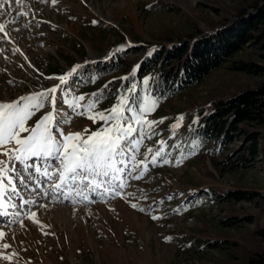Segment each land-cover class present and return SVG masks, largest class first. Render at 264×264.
<instances>
[{
	"label": "rangeland",
	"instance_id": "374dc122",
	"mask_svg": "<svg viewBox=\"0 0 264 264\" xmlns=\"http://www.w3.org/2000/svg\"><path fill=\"white\" fill-rule=\"evenodd\" d=\"M250 2L24 0L18 6L10 0L11 7L0 9L4 13L0 23L16 19L5 29L7 37L0 32V103L50 89L60 82L49 77L66 75L80 66L58 88L56 97L57 108L69 120L62 130L86 137L103 123L89 117L118 103L117 78L122 81L132 74L158 45L228 23L238 9H251ZM17 12L27 14L17 16ZM250 44L231 58L264 60L263 51ZM111 59L119 60L117 67L110 65ZM229 64L228 58L199 82L168 97L140 90L138 103L156 101L145 119L157 123L135 152L136 162L143 160L147 168L141 164L137 172L126 169L121 174L127 186L119 190L120 196L95 195L87 188L78 195L65 188L63 197L58 193L53 199L58 161L37 157L27 161L42 166L41 172L29 170L27 187L17 181L19 195H13V201L20 203L22 196L34 203L20 214L26 227L10 223L17 220L12 214L0 219V230L6 234L0 239V252L17 253L10 261L0 258V264H248L252 254L264 249V158L261 154L247 157L251 140L243 131L236 130L230 141L217 147L210 140L203 143L192 125L198 106L264 81V75L235 70ZM64 101H75L77 107L69 108ZM94 101L98 103L89 110ZM50 110L45 102L28 126ZM125 115L131 119V114ZM259 128L258 146L264 143V123ZM0 160L7 158L0 155ZM49 163L51 180L43 175ZM140 170L145 174L134 179ZM68 193L71 199L64 198ZM13 209L12 213L19 210ZM29 210L47 226L43 231L27 219ZM4 242L11 247L4 250Z\"/></svg>",
	"mask_w": 264,
	"mask_h": 264
},
{
	"label": "snow or ice",
	"instance_id": "6c2138e0",
	"mask_svg": "<svg viewBox=\"0 0 264 264\" xmlns=\"http://www.w3.org/2000/svg\"><path fill=\"white\" fill-rule=\"evenodd\" d=\"M15 3L19 6L24 3V0H15ZM6 5L11 7L10 0H0V9H4ZM26 14L25 12L16 13L17 16ZM2 15L4 13L0 12V16ZM13 23H16L15 18L7 23H0V32H4L5 37L8 36L5 29ZM79 67L72 68L66 75L56 77L55 79H58L60 83L50 89L29 96H21L18 100L11 102L0 103V148L3 149L0 155L7 158V160H0V209H3L0 211V215L8 216L7 208L9 206L17 207L12 202V196L19 195L17 181L27 187L30 180L29 170L34 169L36 173L41 172L42 166L27 163L33 157L58 161V166L55 169L58 182H53L51 187L54 192H60L61 195L65 188H68L69 192L77 191L78 195L82 188H87L93 192L103 189L100 193L102 196L109 192L120 196L119 190L127 186L121 181V174L126 169H130V172H137L141 164L145 169L147 168V164L143 160L139 163L136 162L135 152L138 150L137 145L157 123L145 119V116L153 110L156 101L149 102L145 99L138 103L132 96L121 95L118 103L107 112L100 111L89 117L93 121H96L98 117L99 121L103 122L97 131L82 137L79 132L66 134L62 130V125L68 124L69 120L62 115L61 109L57 108L56 93L61 85L67 84L68 79L77 72ZM49 79L53 78L49 77ZM128 91L134 95L135 85H132ZM79 100L83 101L84 97L80 96ZM45 102L51 105V110L37 120L34 126H28L27 122L34 115L35 110L43 109ZM64 103L69 108L77 107L75 101L72 103L64 101ZM95 103L98 101L89 104V110ZM125 112L131 114V119L125 115ZM22 133H28V135L22 136ZM136 135H139L140 139H135ZM10 144L13 145L11 148L8 147ZM126 157L128 159H125ZM15 162H19L23 167H16ZM9 163L12 164L11 167L8 166ZM153 163H155V159H153ZM49 167H51L50 163L48 167L43 168V175L51 180L52 175L49 172ZM144 174V171L140 170L139 175L133 178L139 179ZM114 182H118L115 184V188H113ZM45 195L47 196L48 193ZM6 196L7 200H5ZM52 198L57 199L56 196ZM64 198L67 199V195ZM31 203L34 201L21 196L20 207ZM41 207H46V205H41ZM132 207L136 208L137 205L133 204ZM29 211L30 215L26 214L27 219L43 231V228L47 226L42 225L36 212ZM140 211H144V209H140ZM16 215L17 220L10 221V223L18 222L21 227H26L20 214ZM152 219H158V217L153 216ZM44 234L48 235L49 233L44 232ZM5 235V232L0 230V239ZM2 247L7 250L11 245L4 242ZM15 255L17 253L8 255L0 252V258L5 261L12 260Z\"/></svg>",
	"mask_w": 264,
	"mask_h": 264
},
{
	"label": "trees",
	"instance_id": "16d2710c",
	"mask_svg": "<svg viewBox=\"0 0 264 264\" xmlns=\"http://www.w3.org/2000/svg\"><path fill=\"white\" fill-rule=\"evenodd\" d=\"M250 5L251 9H238L228 23L205 31L197 30L186 38L158 45L136 64L132 74L123 76L122 81L117 78L119 85L114 95L131 96L128 89L135 85L134 100L142 88L159 97H168L191 83L199 82L210 69L228 58L229 68L264 75V60L231 58L246 43L261 49L260 57L264 58V0H252ZM118 62V59H111L109 63L117 67ZM195 109L193 132L203 143L210 140L219 147L240 130L251 140L247 157L254 159L261 154L264 158V143L258 146L259 127L264 123V81L229 96L212 98L207 106ZM248 125L254 128H245ZM248 264H264V249L252 254Z\"/></svg>",
	"mask_w": 264,
	"mask_h": 264
},
{
	"label": "bare ground",
	"instance_id": "6f19581e",
	"mask_svg": "<svg viewBox=\"0 0 264 264\" xmlns=\"http://www.w3.org/2000/svg\"><path fill=\"white\" fill-rule=\"evenodd\" d=\"M10 40H11V37L9 38ZM50 81H55V77H53V79H50ZM9 195H11V194H9ZM54 196H56V194H54ZM57 197V196H56ZM39 198V197H38ZM43 198V197H42ZM8 199V197L6 196L5 197V200H7ZM13 199H14V197L12 196V202H13ZM40 199V198H39ZM28 200V199H27ZM31 200H33V199H31ZM21 201V200H20ZM13 208H15V207H8L7 208V211H8V213H10V214H12L13 215V218L15 219L16 217H17V213H19V214H21V213H23L24 212V210H25V206L24 207H20V205H19V207H18V211L16 210V211H13V213L11 212L12 211V209ZM21 209V210H20ZM46 209H48V207L46 208ZM13 210H15V209H13ZM0 211H3V209H0ZM22 216V215H21ZM5 216H3V215H0V218L1 219H3Z\"/></svg>",
	"mask_w": 264,
	"mask_h": 264
}]
</instances>
